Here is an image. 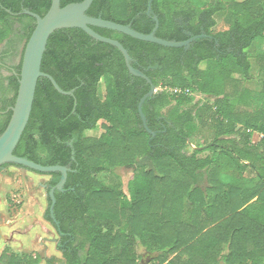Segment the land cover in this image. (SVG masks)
<instances>
[{"label":"trees","instance_id":"1","mask_svg":"<svg viewBox=\"0 0 264 264\" xmlns=\"http://www.w3.org/2000/svg\"><path fill=\"white\" fill-rule=\"evenodd\" d=\"M82 1L60 0V6ZM50 6L51 0H0V69L7 73L0 74V136L35 28V19L22 13L43 17ZM221 12L226 27L214 32ZM86 15L144 35L157 19L155 37L166 41L205 37L175 49L92 28L121 43L131 67L155 87L142 105L149 132L138 104L150 86L129 74L115 47L79 29L49 37L41 72L73 96L40 78L13 154L70 170L63 191L53 193V217L47 197L46 220L59 236L63 264H140L138 246L156 254L157 264H264V141L251 142L253 133L264 134V55L256 59L260 91L243 88L253 78L247 50L264 33V0H93ZM166 89L211 103L197 107L190 95ZM8 166L22 168L2 167ZM122 167L134 168L126 192L121 183L108 187L95 178ZM44 175L51 178L49 192L60 174ZM0 264L40 260L5 249Z\"/></svg>","mask_w":264,"mask_h":264},{"label":"water","instance_id":"2","mask_svg":"<svg viewBox=\"0 0 264 264\" xmlns=\"http://www.w3.org/2000/svg\"><path fill=\"white\" fill-rule=\"evenodd\" d=\"M92 2L93 0H83L80 3H71L61 7L60 0H51V6L43 17H39L27 10L22 13L35 19V28L23 51L17 95L14 106L10 109L11 117L4 132L0 136V167L9 164L17 165L43 175L59 173V181L48 192V197L51 200V205L49 207L51 217H53V207L55 205L53 193L55 190L61 192L63 191V187L67 180V174L70 170L66 167L58 165L42 166L33 163L26 158L17 157L13 154L28 124L32 111L36 85L40 78L47 79L58 94L69 97L73 96V91L65 92L61 90L50 75L41 72V62L49 37L58 30L79 29L93 40L115 47L122 54L129 74L145 80L150 86L149 91L146 95H144L138 104V112L142 119V124L147 132L149 131L146 127V119L142 113V105L147 98L152 97L155 94V87L146 75L131 67V59L127 50L121 43L117 40L106 38L95 33L92 28L116 31L141 42L152 43L161 47L175 49L188 47L196 39L205 37V35L202 34L200 36L190 37L188 40L183 42H172L158 39L155 37V33L158 28L157 19H155L156 24L151 33L147 35L140 34L131 29L129 25H121L103 20L101 18H92L87 16L86 12L90 8ZM151 134L154 136V133ZM40 186L43 189L47 188V185Z\"/></svg>","mask_w":264,"mask_h":264},{"label":"rangeland","instance_id":"3","mask_svg":"<svg viewBox=\"0 0 264 264\" xmlns=\"http://www.w3.org/2000/svg\"><path fill=\"white\" fill-rule=\"evenodd\" d=\"M209 5L217 2L228 4L234 0H200ZM217 26L213 29L217 32L225 29L223 20L215 16ZM3 44L0 45V50ZM200 69L205 68V63H201ZM0 74L7 75L4 69H0ZM261 89L256 83H244L243 86ZM260 89H259V87ZM170 92V89H166ZM99 97L104 96V83L100 82ZM192 104L200 107L202 104L211 103V98L200 94L190 95ZM90 133V132H86ZM95 135H98L95 134ZM90 136H93L90 135ZM252 143H258V135L254 133L251 138ZM134 168H117L111 173H100L95 178L104 186H114L121 183L126 192V185L131 178ZM51 181L50 176L35 174L23 168L13 166L5 167L0 171V256L5 249L17 254H28L32 258H38L40 264H45L47 259L55 258V264H63L62 255L59 250L61 245L59 236L54 227L46 220L48 209V191L40 185H46ZM137 253L146 256L142 247H137ZM156 255V254H153ZM177 260L174 261L176 263ZM146 264V263H144ZM147 264H157L150 260Z\"/></svg>","mask_w":264,"mask_h":264},{"label":"crops","instance_id":"4","mask_svg":"<svg viewBox=\"0 0 264 264\" xmlns=\"http://www.w3.org/2000/svg\"><path fill=\"white\" fill-rule=\"evenodd\" d=\"M234 1L235 2H241L243 0H234ZM216 16H218L220 18V20H223L224 13L221 12V13L217 14ZM247 51H248V59L250 62V67H251L250 68V74L252 75L253 78L251 80L245 82V83L250 84V83H256L257 82V84H259V82L261 81L262 76H263V71L259 72V68H258L259 65L257 64L256 59H257V57L264 55V33H263V37H259L256 40H254L253 44L248 48ZM260 63L262 65H264V59H260ZM243 88H247V89L252 90V91H260L256 88L252 89L249 87H245V85L243 86ZM259 89H260V87H259ZM254 144H255V142H254ZM154 257H155V255H153V254H146V256H141L140 264H144V263L147 264V262H150V260L154 261V259H153Z\"/></svg>","mask_w":264,"mask_h":264},{"label":"built area","instance_id":"5","mask_svg":"<svg viewBox=\"0 0 264 264\" xmlns=\"http://www.w3.org/2000/svg\"><path fill=\"white\" fill-rule=\"evenodd\" d=\"M170 92H172L173 94L185 93L186 95H191V93L188 90L172 89V90H170ZM256 134L258 135V142L264 141V134H260V133H256Z\"/></svg>","mask_w":264,"mask_h":264},{"label":"flooded vegetation","instance_id":"6","mask_svg":"<svg viewBox=\"0 0 264 264\" xmlns=\"http://www.w3.org/2000/svg\"><path fill=\"white\" fill-rule=\"evenodd\" d=\"M2 169H4V167L1 166V167H0V171H1ZM46 185H47V184H46ZM46 189H48V185H47V188H46ZM1 238H2V237H1V234H0V241H1Z\"/></svg>","mask_w":264,"mask_h":264}]
</instances>
